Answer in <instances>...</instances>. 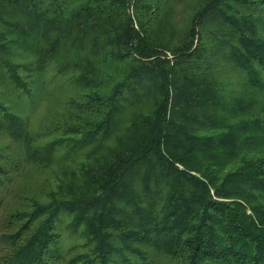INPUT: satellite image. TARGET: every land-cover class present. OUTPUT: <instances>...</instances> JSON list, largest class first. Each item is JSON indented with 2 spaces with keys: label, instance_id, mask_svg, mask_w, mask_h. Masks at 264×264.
<instances>
[{
  "label": "trees",
  "instance_id": "trees-1",
  "mask_svg": "<svg viewBox=\"0 0 264 264\" xmlns=\"http://www.w3.org/2000/svg\"><path fill=\"white\" fill-rule=\"evenodd\" d=\"M0 264H264V0H0Z\"/></svg>",
  "mask_w": 264,
  "mask_h": 264
}]
</instances>
